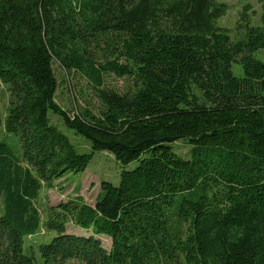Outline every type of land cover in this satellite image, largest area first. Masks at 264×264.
<instances>
[{
	"label": "trees",
	"instance_id": "trees-1",
	"mask_svg": "<svg viewBox=\"0 0 264 264\" xmlns=\"http://www.w3.org/2000/svg\"><path fill=\"white\" fill-rule=\"evenodd\" d=\"M227 10L217 0H0V128L21 143L0 140V264H264V26L250 25L248 4L247 34L233 40L217 23ZM99 36L112 59L90 56ZM55 61L92 83L98 111L57 103ZM109 74L128 90L104 86ZM180 140L189 157L174 150ZM99 151L139 165L117 186L103 181L95 205L77 196L42 210L41 190ZM46 229L54 236L38 243V261L25 241Z\"/></svg>",
	"mask_w": 264,
	"mask_h": 264
},
{
	"label": "rangeland",
	"instance_id": "rangeland-1",
	"mask_svg": "<svg viewBox=\"0 0 264 264\" xmlns=\"http://www.w3.org/2000/svg\"><path fill=\"white\" fill-rule=\"evenodd\" d=\"M224 2L228 6L227 13L217 20L220 27H225L229 30L233 40H240L247 34V26L239 25L240 14L244 7L248 4L252 5L253 12L250 10L251 26H264V7L260 0H217ZM109 38L107 36H99L97 39L87 46L90 56L97 62H103L105 59H112L114 55L108 48ZM255 56L264 61V50L255 53ZM55 74L60 82L57 90V103L67 110L71 115H75L84 108L90 107L93 111H98L100 102L94 86L88 82L85 76L80 72L66 71L58 61L54 62ZM233 71L236 75L242 73L241 65L235 63ZM104 86L115 89L119 92L128 90L130 84L125 77H117L114 74L103 76ZM8 93L0 92V110L5 113L8 103ZM50 118L63 133H65L70 141L76 146L80 153L91 152L90 142L84 136L75 133V131L67 127L60 114L50 111ZM0 140L11 144L15 149L20 150L21 143L17 136L5 132L3 127L0 128ZM174 150L183 157H189L190 145L184 141H176L172 143ZM139 165V160H134L128 164H123L115 159V157L107 151H99L91 163L84 171L78 173H70L65 178H61L55 182L53 188L44 187L41 190L38 198V205L42 210L48 205H57L61 201H66L77 196L83 197L85 202L95 205L96 200L101 192V184L103 181H108L114 185H119L121 172L123 170H132ZM2 208V200L0 198V213ZM67 232L74 234L90 235L91 231H87L79 226L69 223ZM54 236L53 232L47 229L42 231L31 240L26 238L24 251L27 254H32L35 250L38 261L41 260L37 245L40 241H46ZM103 245L110 249L111 238L105 235H99ZM33 245L34 249L31 248ZM68 264H84L77 260H71ZM179 264H186L183 260Z\"/></svg>",
	"mask_w": 264,
	"mask_h": 264
}]
</instances>
